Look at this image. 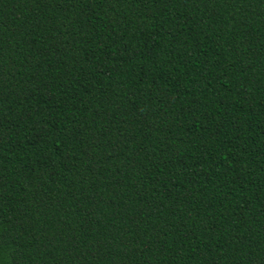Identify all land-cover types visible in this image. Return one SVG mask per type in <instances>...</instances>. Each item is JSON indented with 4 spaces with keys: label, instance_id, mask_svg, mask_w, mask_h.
<instances>
[{
    "label": "trees",
    "instance_id": "trees-1",
    "mask_svg": "<svg viewBox=\"0 0 264 264\" xmlns=\"http://www.w3.org/2000/svg\"><path fill=\"white\" fill-rule=\"evenodd\" d=\"M0 264H264V0H0Z\"/></svg>",
    "mask_w": 264,
    "mask_h": 264
}]
</instances>
